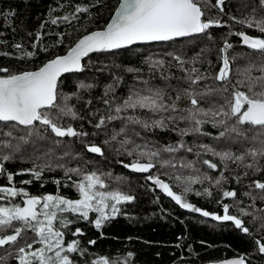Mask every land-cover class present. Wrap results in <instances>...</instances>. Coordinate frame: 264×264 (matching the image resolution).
I'll return each instance as SVG.
<instances>
[{
	"label": "trees",
	"instance_id": "trees-1",
	"mask_svg": "<svg viewBox=\"0 0 264 264\" xmlns=\"http://www.w3.org/2000/svg\"><path fill=\"white\" fill-rule=\"evenodd\" d=\"M120 0H0V52L11 53L10 56L0 55V67H6L13 74L24 71H32L40 68L45 62L56 56L66 53L82 36L105 27ZM204 6L205 0H200ZM216 0H207L205 19L214 18L220 20L223 27H212L204 34L185 37L171 42H156L132 45L128 48L111 52H98L88 56L83 61L84 70L78 73H70L60 78L58 91L60 93H78L79 98L73 96L68 104L82 117L72 119L64 117L60 124L64 127L71 125L78 132H86L87 136L78 137H56L50 129L45 131L44 126L38 123L36 127L44 139L33 135L28 137L29 129L17 125L14 129L8 125L0 124V140L9 139L2 135L3 132L12 131L16 139L12 143H21V151L13 154L12 159L3 162L5 172L0 174V186L23 188L32 196H44L47 194H59L69 199H78L79 195L73 182H79L83 174H90L95 171L105 182L104 191L119 190L125 194L132 195L134 200L130 203L119 205L120 212L113 219L104 222L100 230H97L91 221L96 218L95 213H90L89 221L78 220L71 214H66L69 219L75 221L65 232V242L73 239L80 241V247L85 249V254H69L75 264H91L100 256H106L110 260L120 257V264H124L123 257L128 252L134 255L129 264H217L218 261L244 256L246 264H264V254L258 251L255 243L257 239L264 242V199H260L261 190L250 187L254 180L264 182V172L253 174L252 169H246L243 164L229 162L228 169L224 170L219 164V158L210 154H203L199 145L206 144L216 150H231L236 154L245 151L251 145L233 143L225 138L216 139L220 129L212 127L210 123L202 126V131L207 134L190 133L181 137L179 129L190 127L186 122L172 124L165 121L166 127L144 129L140 125L128 123L126 120L106 121L105 126L95 128L100 116L109 114L116 115L114 109L119 103L130 94V91H140L141 94H148V88L162 89L165 100L171 103L169 97L175 98V89L186 88L188 84L184 77L186 72L168 52L180 54L185 60H191L197 53H200V60L193 65L187 63L184 69L193 66L200 69L201 73L215 76L221 66V52L224 42L233 45L228 50L229 57L236 56L237 59L231 63L232 73L230 80L235 83L239 78L237 69H243L250 61H258L259 53L242 45L239 36L230 35L244 31L253 37L264 38V33L256 29H249L236 23L230 17L243 18L252 11V7H258V0H224L223 12L215 7ZM88 7V13H76L75 8ZM55 9V11H52ZM259 11V10H258ZM51 14V15H50ZM264 14V13H261ZM76 15L79 18L70 22L60 21L52 25L50 19L53 17ZM43 25V27H41ZM37 33L40 39L37 40ZM209 36L211 39H209ZM61 37H63L61 41ZM20 44L26 51H34L36 55L31 59H17L21 53L14 47ZM35 45V47H33ZM45 49H47L45 51ZM201 49H205L201 53ZM154 60L163 59L164 65L150 66L148 58ZM210 62V63H209ZM138 69L136 72H128L127 68ZM253 75H260L253 72ZM119 78V82L117 79ZM144 81L148 83L145 84ZM93 85L90 89H78L77 85ZM211 85L220 86V82L213 79L201 81L197 87ZM107 85H112L113 90L105 96ZM246 90V89H242ZM110 100V105L103 101ZM87 101H91L88 104ZM179 107L188 106L186 99H181ZM207 108L208 104L202 103ZM121 116H137L141 119H158L161 114L137 109L122 112ZM168 115V113H163ZM125 128V133L117 136L116 141L111 136ZM175 129V130H174ZM139 135H135V133ZM24 136L28 143H23L19 137ZM125 136L135 141L136 144H148L149 148L165 145H177L181 140L186 147H192L193 152L189 153L181 149L175 154L178 162L181 158L188 161H196L195 167L200 173L193 170L161 167L158 163L148 173L133 172L124 168L123 163H131L135 157L127 156L120 149L119 141ZM109 143L105 144L104 141ZM58 141V143H57ZM95 144L101 147L103 155L90 153L87 146ZM129 148L132 145H128ZM201 152L197 157L196 153ZM67 153V155H66ZM0 154H10L7 149L0 151ZM168 153H163L164 159L171 158ZM203 159H209L218 164L217 170H211L202 164ZM251 158H246L244 163H250ZM50 163L52 170L45 168L40 179H36L26 170L36 165ZM264 164V160L261 161ZM63 165L64 167H58ZM78 168L81 175L69 173L65 175V169ZM39 170V169H37ZM223 171L226 180L219 186L214 184ZM248 175L245 176L244 172ZM16 175V173H21ZM14 176L12 183L7 180V174ZM206 173L212 178L203 183L192 185V192L183 194V186L175 180V175L181 174L197 175ZM110 174V175H107ZM159 176L168 183L176 194H183L187 202L192 203L202 210L223 215V205L229 204V214L241 218L244 225L249 228L250 234L236 228L231 221H216L211 217H204L200 213L192 212L181 208L147 176ZM239 176V182L235 177ZM30 180V184L22 181ZM59 181V185L55 183ZM207 188L211 196L202 194L195 195L196 191L204 193ZM235 190V198H224L222 192ZM250 193L249 196L244 193ZM255 197V199H253ZM18 196L13 199L18 202ZM243 208L251 215H241L239 209ZM58 226V225H57ZM80 228L84 233L82 236H73L72 232ZM10 231V230H9ZM34 238V233H27L26 240ZM94 240L95 244L89 241ZM24 242L21 240L20 243ZM14 248L0 249V264H19L16 254L9 256L8 252Z\"/></svg>",
	"mask_w": 264,
	"mask_h": 264
},
{
	"label": "snow or ice",
	"instance_id": "snow-or-ice-1",
	"mask_svg": "<svg viewBox=\"0 0 264 264\" xmlns=\"http://www.w3.org/2000/svg\"><path fill=\"white\" fill-rule=\"evenodd\" d=\"M224 0H216L215 7L223 12ZM207 6L205 0L204 6L200 0H122L111 22L98 31H93L83 36L78 42L71 47L66 55L56 56L47 61L35 71H25L13 74L6 67H0V124L8 125L15 128L17 125L29 129L27 135H33L44 139L40 135V130L36 127L37 123L45 127V131L50 129L56 137H78L87 136L86 132H78L71 125L64 127L60 120L64 117L72 119H81L68 101L73 96L79 98L78 93L71 94L60 93L58 91V80L64 73L82 72L84 66L81 61L90 53L111 52L114 50L128 48L137 43L150 42H171L180 38L191 37L197 34H204L212 27H223L220 20L214 18L205 19L206 12L204 7ZM259 10V11H258ZM52 11H55L53 9ZM76 13H88V7L79 5L75 8ZM264 0H258V7H252L249 12L241 19L232 16L230 19L249 29H256L264 33ZM51 15V14H50ZM76 15L53 17L50 19L52 25H57L60 21L70 22L78 19ZM43 27V25H41ZM241 38L242 44L247 48L259 53L258 61H250L243 69H237L239 77L235 83L230 80L232 73L231 63L237 59L236 56L229 57L228 50L233 48L227 40L224 42L221 52V66L213 77L211 74H204L200 69L193 66L190 69H184L183 65L192 63L195 65L200 60V53H197L191 60H185L180 54L168 52L186 72L184 77L188 84L186 88L175 89V98L169 97L171 103L166 102L165 94L162 89L148 88L145 91L148 94H141L140 91H130V94L122 103L115 106L116 115L100 116L98 123L94 126L97 129L105 126L106 121L126 120L128 123L140 125L144 129L166 127L165 121L172 124L186 122L190 127L178 130V134L183 137L190 133L207 134L202 131L204 124L210 123L212 127L220 129L216 139L225 138L233 143L251 145L245 148V151L236 154L231 150H216L214 147L201 144L199 148L203 154H210L219 158V164L223 165L224 170L228 169L229 162L233 164H243L246 169H252L253 174L264 172V38L253 37L244 31L230 33ZM40 34L37 33V40ZM63 37H61L62 41ZM209 39L211 37L209 36ZM14 47L21 53L15 57L17 59H31L36 53L26 51L20 44ZM35 47V45H33ZM47 49H45L46 51ZM205 49H201L203 53ZM0 55L10 56L11 53L0 52ZM150 66H163L165 61L152 60L148 58ZM210 63V62H209ZM128 72H136L138 69L127 68ZM259 72L260 75H253V72ZM119 82V78H116ZM213 79L220 82V86L213 87L205 84L203 88L197 87L201 81ZM147 84V81H144ZM93 85L80 82L78 89H90ZM246 89V90H242ZM113 90L112 85H107L105 96ZM186 99L188 106L180 108L178 102ZM91 104V101H87ZM105 105H110V100L103 101ZM202 103L208 104V107H202ZM147 110L155 114H161L158 119H141L137 116H121L122 112L128 110ZM168 113V115H163ZM175 130V129H174ZM125 133V128L111 136L112 141L117 140V136ZM9 139L0 140V151L7 149L10 154H0V174L5 172L3 162L12 159L13 154L21 151V143H12L16 139L13 132L7 131L2 133ZM139 135V133H135ZM19 140L28 143V140L21 136ZM58 143V141H57ZM109 143L108 140L104 141ZM120 149L129 157H135L131 163H123L124 168H128L137 173H148L159 163L161 167H170L176 169L193 170L200 173V169L195 167L196 161H188L181 158L178 162L175 160V154L181 149L187 152H193L192 147H186L181 140L177 145H165L152 148L148 144H136L134 140L125 136L119 141ZM128 145H132L131 148ZM87 151L103 155L101 147L91 144L87 146ZM163 153H168L171 158L164 159ZM67 155V153H66ZM197 157L201 152L196 153ZM251 158L250 163H244L246 158ZM202 164L211 170H217L218 164L209 159H203ZM58 167H64L58 165ZM45 168L52 170L50 163L36 165L32 169L26 170L36 179H40ZM39 169V170H37ZM75 173L81 175L80 169H65V175ZM16 173V175H21ZM110 175V174H107ZM247 176L248 172L245 171ZM14 179L13 174H7V180L11 184ZM147 179L152 181L168 197L183 209L200 213L204 217H211L216 221H231L235 227L246 234H250L249 228L244 225L241 218L236 215H230L229 204L223 205V215L209 213L196 207L184 199L186 193L192 192V185L203 183L205 180L211 181L212 178L206 173L197 175L183 176L175 175V180L183 186V194H176L168 183L162 181L159 176L149 175ZM239 182L240 177H235ZM226 180L223 171L220 172L219 178L215 179L214 184L219 186L222 181ZM24 184H30V180L22 181ZM59 185V181H55ZM73 186L78 192V199H69L59 194H47L44 196H32L23 188L15 186H0V200L16 198L18 196L26 197L20 203H11L10 206H0V249L8 246L14 248L9 251L8 255L16 254L19 264H75V261L69 254L78 253L80 256L85 254V249L80 247V241L73 239L65 242V232L75 221L69 219L66 214H71L78 220L89 221L90 213H96V218L91 221L97 230H100L105 221L113 219L120 212L119 205L130 203L134 200L132 195L125 194L119 190L102 191L106 188L105 182L97 175L95 171L90 174H83L79 182H73ZM250 187L261 190L260 199H264V182L254 180ZM207 194L211 196V191L207 188L204 193L199 191L195 195L200 196ZM249 196L250 193H244ZM224 198H235V190H225L222 192ZM255 199V197H253ZM241 215H251L243 208L239 209ZM58 225V226H57ZM264 227V225H262ZM10 230V231H9ZM34 233L35 238L32 242L25 239L27 233ZM84 233L80 228L72 232L73 236H82ZM24 240L23 244L20 241ZM95 244L94 240L89 241ZM255 243L258 251L264 254V242L257 239ZM39 244L40 247H34ZM132 252H128L123 257L124 264H129ZM4 259L0 257V260ZM120 257L110 260L106 256H100L93 260L91 264H120ZM225 264H246L244 257L226 261Z\"/></svg>",
	"mask_w": 264,
	"mask_h": 264
},
{
	"label": "water",
	"instance_id": "water-1",
	"mask_svg": "<svg viewBox=\"0 0 264 264\" xmlns=\"http://www.w3.org/2000/svg\"><path fill=\"white\" fill-rule=\"evenodd\" d=\"M121 3H122V0L119 1V3H118V5H117L116 9L114 10V12H113L112 16L110 17L109 21L107 22V24L111 22L112 17L115 15L116 10L119 8V6H120ZM107 24L105 25V27L107 26ZM105 27H104V28H105ZM104 28H102V29H104ZM102 29H99V30H102ZM95 31H98V30H95ZM88 34H90V33H88ZM88 34H86V35H88ZM246 34H247V33H246ZM197 35H199V34H197ZM248 35H250V34H248ZM84 36H85V35H84ZM82 37H83V36H82ZM82 37H81V38H82ZM81 38H80V39H81ZM239 38H240V37H239ZM180 39H181V38H180ZM240 39H241V38H240ZM77 42H78V41H77ZM77 42H76V43H77ZM76 43H75V44H76ZM150 43H156V42H150ZM241 43H242V41H241ZM75 44H74V45H75ZM137 44H144V43H137ZM137 44H135V45H137ZM74 45H73V46H74ZM242 45H243V44H242ZM73 46H72V47H73ZM114 51H115V50H114ZM67 52H68V51H67ZM67 52L64 53V54H62V55H59V56L66 55ZM92 54H94V53H90L89 56L92 55ZM87 57H88V56H87ZM87 57H84V58L82 59V61H81L82 65H83V61H84ZM48 61H49V60H48ZM45 63H46V62H45ZM42 66H43V65H42ZM38 69H39V68H38ZM36 70H37V69H36ZM32 71H35V70H32ZM24 72H25V71H24ZM70 73H78V72H70ZM70 73H64V74L61 75V77L64 76V75L70 74ZM61 77H60V78H61ZM60 78H59V80H60ZM59 80H58V82H59ZM157 188H158V187H157ZM158 189L161 190L160 188H158ZM161 191H162V190H161ZM239 257H244V256H235V257L225 258V259H222V260L218 261L217 264H225L226 261L233 260V259H237V258H239ZM244 259H245V257H244Z\"/></svg>",
	"mask_w": 264,
	"mask_h": 264
},
{
	"label": "rangeland",
	"instance_id": "rangeland-1",
	"mask_svg": "<svg viewBox=\"0 0 264 264\" xmlns=\"http://www.w3.org/2000/svg\"><path fill=\"white\" fill-rule=\"evenodd\" d=\"M102 190V189H101ZM102 191H104V190H102ZM21 199L18 201V202H14L13 201V199L12 198H9V199H6V200H0V206H10V202L11 203H20L21 205H22V201L24 200V199H26V197H22V196H19ZM95 215H97L96 213H95ZM34 238H35V236H34ZM33 238V239H34ZM33 239H31V240H27L28 242H32V240ZM24 242H22V243H20V244H23ZM34 247H40V245L39 244H34Z\"/></svg>",
	"mask_w": 264,
	"mask_h": 264
}]
</instances>
